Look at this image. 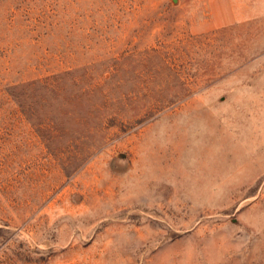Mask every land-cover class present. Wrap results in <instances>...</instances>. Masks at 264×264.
<instances>
[{
	"label": "rangeland",
	"instance_id": "374dc122",
	"mask_svg": "<svg viewBox=\"0 0 264 264\" xmlns=\"http://www.w3.org/2000/svg\"><path fill=\"white\" fill-rule=\"evenodd\" d=\"M0 264H264V0H0Z\"/></svg>",
	"mask_w": 264,
	"mask_h": 264
}]
</instances>
